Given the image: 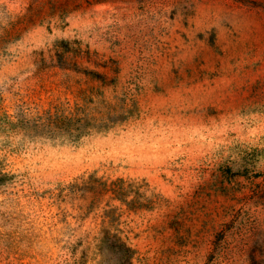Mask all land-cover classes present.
I'll use <instances>...</instances> for the list:
<instances>
[{"label": "rangeland", "instance_id": "374dc122", "mask_svg": "<svg viewBox=\"0 0 264 264\" xmlns=\"http://www.w3.org/2000/svg\"><path fill=\"white\" fill-rule=\"evenodd\" d=\"M121 97L79 143L25 134ZM116 238L264 264V0H0V264H120Z\"/></svg>", "mask_w": 264, "mask_h": 264}, {"label": "trees", "instance_id": "16d2710c", "mask_svg": "<svg viewBox=\"0 0 264 264\" xmlns=\"http://www.w3.org/2000/svg\"><path fill=\"white\" fill-rule=\"evenodd\" d=\"M133 104L126 97H121V102L106 101L93 111L86 106L76 107L73 112L61 107L49 108L36 116L26 115L24 131L31 137L79 143L87 135L106 132L124 123L135 110ZM114 244L121 254L120 264H132L133 249L119 238L114 240Z\"/></svg>", "mask_w": 264, "mask_h": 264}]
</instances>
